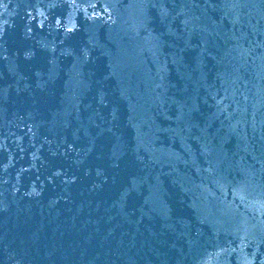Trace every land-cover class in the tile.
<instances>
[{
	"label": "water",
	"instance_id": "water-1",
	"mask_svg": "<svg viewBox=\"0 0 264 264\" xmlns=\"http://www.w3.org/2000/svg\"><path fill=\"white\" fill-rule=\"evenodd\" d=\"M0 264H264V0H0Z\"/></svg>",
	"mask_w": 264,
	"mask_h": 264
}]
</instances>
